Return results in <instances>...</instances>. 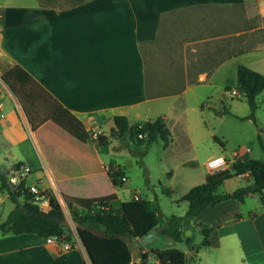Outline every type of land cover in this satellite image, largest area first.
<instances>
[{
	"label": "crops",
	"instance_id": "crops-1",
	"mask_svg": "<svg viewBox=\"0 0 264 264\" xmlns=\"http://www.w3.org/2000/svg\"><path fill=\"white\" fill-rule=\"evenodd\" d=\"M181 14L190 35L182 61L178 66L169 61L167 68L160 63L148 73L146 57L159 45L164 27ZM0 29V75L21 66L93 136H109L116 116L131 124L164 117L170 134L178 126L189 133L190 96L204 112L210 102L200 98L203 89L230 87L227 81L220 85L226 73L233 82L238 67L245 65L264 75V0H0ZM18 104L12 93L1 95L0 137L7 132L9 146L3 164L29 165L40 182L28 178L29 183L45 192L60 190L64 200L116 194L123 202L116 190L107 189L115 186L109 164L99 156L102 146L82 143L56 125L49 128V122L34 132ZM20 124L25 125L22 135L15 128ZM239 152L241 158L258 159L247 148ZM234 178L246 183L237 188L252 183L250 173ZM204 225L212 228L211 246L191 251L197 264H264L259 194L206 208L185 233ZM72 244L63 250L36 234L0 232V264H92L74 234ZM151 250L144 247L137 264ZM151 257L158 264L153 254L146 260Z\"/></svg>",
	"mask_w": 264,
	"mask_h": 264
},
{
	"label": "trees",
	"instance_id": "trees-1",
	"mask_svg": "<svg viewBox=\"0 0 264 264\" xmlns=\"http://www.w3.org/2000/svg\"><path fill=\"white\" fill-rule=\"evenodd\" d=\"M1 78L19 100L34 132L45 123L52 122L80 142L94 141L100 146L109 145L112 136H128L135 144L145 146L146 150H136L142 157L153 144L159 141L168 144L171 141L170 130L164 117L131 124L127 117L116 116L110 136L94 137L93 133L86 130L82 121L60 104L21 66H14ZM225 90L231 92L232 88L227 87ZM236 90L239 93L236 97H244L250 107V114L245 118L256 123L257 97L264 90V75L240 65L237 69ZM223 113L230 114L231 111L224 109ZM258 140L264 150L263 137L258 135ZM21 165L22 162L16 163L14 168ZM245 173L251 174V184L237 188L232 193L219 192L225 181ZM108 175L115 187H123L127 181L125 170L118 165L110 164ZM0 178L1 189L8 193L14 206L7 218L0 222V232L13 235L36 234L45 239L58 237L62 242L73 243V233L64 222L39 215L42 210L34 202L31 192L13 189L4 172L0 171ZM165 193L170 195L169 190H165ZM45 194L50 202L49 213L64 218L65 213L53 191L48 190ZM249 194H259L264 204V161L243 157L225 170L210 173L202 184L191 188L182 197L189 205L184 216L172 215L164 218L157 201L138 197L118 202L116 194L99 198L65 197V202L92 264H132V251L121 235H130L133 239L142 238L152 229H156L158 235L176 243L183 242L190 251L196 253L203 247L211 246L212 228L202 226L200 231L203 240L199 245H196L194 234L185 233L194 228L193 222L200 214L206 208L229 199L243 202ZM22 197L27 198L24 203L20 202ZM98 231H106L107 238H101ZM149 254L155 255L158 264H188L186 253L177 248L152 249L150 253H142L143 264L149 263L146 260ZM195 258L191 257L190 264H197Z\"/></svg>",
	"mask_w": 264,
	"mask_h": 264
},
{
	"label": "rangeland",
	"instance_id": "rangeland-1",
	"mask_svg": "<svg viewBox=\"0 0 264 264\" xmlns=\"http://www.w3.org/2000/svg\"><path fill=\"white\" fill-rule=\"evenodd\" d=\"M184 29V14L178 15L172 23L164 27L159 45H156L154 50H150L152 54L148 52L150 55L146 57L148 73L154 66L161 65L160 63L166 68L169 61H172L174 66H178L176 63L182 61L184 57V45L190 40V35L188 36ZM231 80L232 76L226 73L220 85L227 81L232 90L236 89L237 77L233 82ZM6 92L13 94L0 75V100L1 95ZM204 96L206 97L204 101L210 102V106L204 112L198 105H193L195 98L189 97L188 109L192 115L188 122L189 133L182 131L179 126L176 130L171 129V141L168 144L162 141L153 144L143 157L138 155L136 150H146L145 146L135 144L130 141L128 136L110 137V144L99 149V156L104 164H117L124 167L128 180L121 188L108 185L107 189L109 191L116 190L122 201H129L135 195L157 201L164 218L172 215L184 216L188 211V203L182 200V197L191 188L205 181L209 174L206 166L209 159L219 155L229 159L234 151L247 148L251 151V157H257L264 161V150L258 140V135L264 136V90L257 97L256 123L245 118L250 114V107L244 97H236L239 96V93L233 95L232 92H226L219 86L203 89L200 98ZM17 101L20 110L23 111L18 99ZM8 108L6 105L5 109ZM224 109H229L231 113L224 114ZM194 116H197V119ZM48 124L49 128H55L54 123L49 122ZM24 126L20 124L15 127L18 134H23ZM28 126L31 127L30 123ZM8 148V134L4 132L0 137V169L4 173L7 168L13 166V164H3V157ZM23 150L25 151V149ZM188 161H195V164H186ZM42 171L46 170L42 169ZM6 175L9 179V174ZM36 177L37 174L33 172L29 176V181L40 183L36 181ZM43 180L48 183L46 175ZM1 182L0 178V222L7 218L14 207L6 197L5 190L1 189ZM245 184L243 179L234 178L227 181L224 186L222 185L219 192L234 191L237 187ZM62 189L64 191V188ZM165 190H169L170 195L166 194ZM53 192L66 212L64 223L69 228L71 226L73 234L79 238L77 225L72 221L67 211L63 193L60 190ZM20 200L21 203H24L27 198L22 197ZM215 223L211 222L210 225H218ZM187 233L194 234L196 242L203 239L200 230ZM146 248L160 250L177 248L188 252L185 243H176L161 235ZM154 261L155 259L151 257L149 263L152 264Z\"/></svg>",
	"mask_w": 264,
	"mask_h": 264
},
{
	"label": "built area",
	"instance_id": "built-area-1",
	"mask_svg": "<svg viewBox=\"0 0 264 264\" xmlns=\"http://www.w3.org/2000/svg\"><path fill=\"white\" fill-rule=\"evenodd\" d=\"M0 33H1V29H0ZM231 92L233 95H238V91L236 89H233ZM98 135L99 134H95L94 137H97ZM239 158H241V153L239 151H235L232 157L229 159L223 155H219V156L211 158L207 162V167L211 173H214V172H217V171H220L226 168L229 164H232ZM31 172H32V168L27 164H23L18 168H12L9 171L8 183L16 191L31 192L34 197V202L38 204L39 208L42 211L49 212L50 202H49L48 196L45 194V191L40 189L38 186L34 184H30L28 181V178ZM6 197L9 199L8 193H6ZM46 242L48 244H58L63 250H71L74 247L72 243L62 242L59 240L58 237H48L46 239Z\"/></svg>",
	"mask_w": 264,
	"mask_h": 264
},
{
	"label": "water",
	"instance_id": "water-1",
	"mask_svg": "<svg viewBox=\"0 0 264 264\" xmlns=\"http://www.w3.org/2000/svg\"><path fill=\"white\" fill-rule=\"evenodd\" d=\"M39 215L51 218V219L56 220L58 222H65V220H66V217L60 218V217L54 216V215H52L46 211H42L41 213H39ZM97 233L101 238H107V236H108L106 231H98ZM120 237L126 241L127 245L129 246L130 250L132 251V264H137V261L140 258L141 250L144 247L150 246L158 238V232L156 229H152L144 237L136 238V239H133L130 235H121ZM192 254H193V252H191V251L186 253L188 264H190Z\"/></svg>",
	"mask_w": 264,
	"mask_h": 264
}]
</instances>
